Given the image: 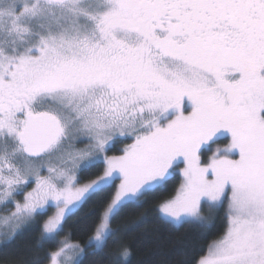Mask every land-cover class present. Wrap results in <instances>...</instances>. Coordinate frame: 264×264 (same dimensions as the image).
I'll return each instance as SVG.
<instances>
[{"label":"snow or ice","instance_id":"snow-or-ice-1","mask_svg":"<svg viewBox=\"0 0 264 264\" xmlns=\"http://www.w3.org/2000/svg\"><path fill=\"white\" fill-rule=\"evenodd\" d=\"M117 137L131 143L107 155ZM177 168L163 222L206 229L202 210L227 202L223 234L195 264H264V0H0V239L55 208L32 258L2 264H82L70 236L43 259L40 248L107 193L86 242L102 254L115 216Z\"/></svg>","mask_w":264,"mask_h":264},{"label":"trees","instance_id":"trees-1","mask_svg":"<svg viewBox=\"0 0 264 264\" xmlns=\"http://www.w3.org/2000/svg\"><path fill=\"white\" fill-rule=\"evenodd\" d=\"M224 142L228 141L219 144ZM102 171L103 163H98L90 173L81 174L80 183L95 178ZM181 179L176 172L165 185L145 194L139 203L124 207L111 221L115 236L108 241L102 254H93L86 242L98 216L106 207L104 198L107 193L87 200L82 207L68 215L63 221V231L59 237L70 236L72 242H78L85 249L82 264H114L120 250L125 247L130 255L127 260L121 259L120 264H195V260L203 254L207 245L223 234L227 224L226 213L218 211L206 229L199 227L197 222L179 226L163 222L158 204L174 195ZM114 184L110 192L115 191ZM45 218L46 215L37 217L36 224L20 230L13 239L0 247V264L12 258L23 260L32 258V250L39 247L37 242ZM56 245L57 241L43 245L39 257L43 259ZM44 264H47V261Z\"/></svg>","mask_w":264,"mask_h":264},{"label":"rangeland","instance_id":"rangeland-1","mask_svg":"<svg viewBox=\"0 0 264 264\" xmlns=\"http://www.w3.org/2000/svg\"><path fill=\"white\" fill-rule=\"evenodd\" d=\"M116 139H119L120 141H118V143H116L115 145V148L118 150V152L116 151V154L117 155H119L120 153H121V150L123 149V147L125 146V144H127V143H131V139L130 138H124V137H117ZM115 139V140H116ZM123 139V140H122ZM114 140V141H115ZM126 140V141H125ZM222 141H226L225 139H220L219 141H218V146H220V147H223L225 144H226V142H224L223 144H219V142H222ZM72 144H73V146L76 148V149H84V148H86L87 146H88V140H87V137L86 136H81L80 138H78V139H75V140H73V142H72ZM217 145H213V148H215ZM64 147L65 148H68L69 147V145L66 143L65 145H64ZM59 155H60V153H56L55 155H53L51 158H50V162L52 163V164H58L59 163V160H58V157H59ZM207 155L208 154H205V156L203 157L204 159H206L207 158ZM49 162V160H48V158H46V160H45V163L47 164ZM99 162H102V158H101V160L99 161ZM180 167H183V165L181 164L180 165ZM179 171H180V169L179 168H177V170H176V172L177 173H179ZM43 174L44 175H47V170H46V168L44 169V172H43ZM119 184V179H116V181H115V188H116V186ZM223 211V212H227V202L225 201V203H224V205H223V207H220V208H218L216 211H214V212H212L211 214L209 213V210H208V208L207 207H205L203 210H202V214L203 215H205V216H208V215H211V217H213V215H215L218 211ZM54 211H55V208L53 207V208H50L49 210H48V213H47V215H46V218H45V220L47 219V216L48 215H52L53 213H54ZM160 214V213H159ZM160 216H161V214H160ZM38 222V220H36L34 223L36 224ZM44 222V221H43ZM33 223V224H34ZM33 224H31V225H33ZM43 224V223H42ZM28 227V226H27ZM24 228H26V227H23L22 229H24ZM41 228H42V226H41ZM22 229H20V230H22ZM19 230V231H20ZM18 231V232H19ZM65 238V236H63V237H59V236H57L56 237V239H55V242L57 241V244H58V242L60 241V240H62V239H64ZM58 239V240H57ZM5 242H7V241H5Z\"/></svg>","mask_w":264,"mask_h":264},{"label":"flooded vegetation","instance_id":"flooded-vegetation-1","mask_svg":"<svg viewBox=\"0 0 264 264\" xmlns=\"http://www.w3.org/2000/svg\"><path fill=\"white\" fill-rule=\"evenodd\" d=\"M222 139H227V138H222ZM123 140V139H122ZM118 141H120L119 139H116L115 141H113L112 143H111V146H110V150L108 151V153H107V155H117L115 152L117 151L118 152V150L115 148V144L116 143H118ZM126 141V140H125ZM119 153V152H118ZM31 187H34V184H32V185H29L26 189H25V191H30L31 190ZM18 200H20V201H22L23 200V194H21V195H19V196H17L16 197ZM9 207H11V206H9ZM7 211H8V209H6L3 205H0V215H5V214H7ZM6 242L4 241V240H2V239H0V247L3 245V244H5Z\"/></svg>","mask_w":264,"mask_h":264}]
</instances>
